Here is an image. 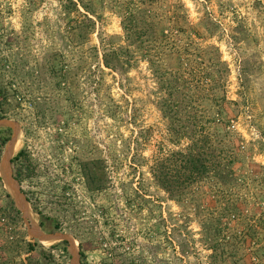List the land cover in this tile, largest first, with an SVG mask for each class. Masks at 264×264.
I'll use <instances>...</instances> for the list:
<instances>
[{
    "label": "rangeland",
    "instance_id": "1",
    "mask_svg": "<svg viewBox=\"0 0 264 264\" xmlns=\"http://www.w3.org/2000/svg\"><path fill=\"white\" fill-rule=\"evenodd\" d=\"M167 1L183 5L192 26L202 30L206 17L218 26L215 37L198 42L219 48L229 69L225 94L238 104L234 126L252 149L254 162L264 166V0ZM60 4L0 0V59L23 60L21 75L5 82H11L18 106L8 116L19 132L11 159L24 152L34 169L19 184L29 216L44 232L58 224V231L75 242L80 264H115L121 255L138 264H206L209 252L200 243L198 221L170 200L150 174L159 152L174 147L167 140L166 121L157 107L160 94L148 66L140 62L120 75L87 53V63L75 67L74 107L54 94L42 65L53 50L67 55ZM100 14L85 49L122 34L115 14L108 9ZM30 70L33 79L24 75ZM1 130L7 142L0 147V160L12 136L8 128ZM22 162H14L11 170ZM88 172L96 174L100 189L88 184ZM0 179L2 206L9 190ZM15 229L0 224L1 264L9 259L21 264L5 247V239H16ZM17 231L24 232L26 241L38 242L23 221Z\"/></svg>",
    "mask_w": 264,
    "mask_h": 264
},
{
    "label": "trees",
    "instance_id": "2",
    "mask_svg": "<svg viewBox=\"0 0 264 264\" xmlns=\"http://www.w3.org/2000/svg\"><path fill=\"white\" fill-rule=\"evenodd\" d=\"M60 6L67 55L53 50L42 65L54 94L74 107L75 67L87 63L84 54H94L104 68L120 75L144 62L156 81L157 107L174 147L159 152L149 168L156 186L198 221L200 243L209 252L206 264H264V166L254 162L252 149L234 126L238 104L225 94L229 69L219 48L198 42L215 37L218 26L207 17L202 30L190 25L183 5L167 0H61ZM106 9L120 20L121 36L85 49ZM18 60L0 59V119L18 107L11 82H5L21 75L23 60ZM24 75L33 79L35 71ZM6 142L0 138V147ZM21 159L22 166L12 170L19 184L34 171L24 152L10 163ZM86 178L96 189L102 187L95 173ZM4 198L0 224L12 231L22 224L21 213L7 192ZM16 229V239H5V247L21 264H69L66 242L45 248L26 241ZM58 230L54 225L52 231ZM115 264L138 263L121 255Z\"/></svg>",
    "mask_w": 264,
    "mask_h": 264
},
{
    "label": "water",
    "instance_id": "3",
    "mask_svg": "<svg viewBox=\"0 0 264 264\" xmlns=\"http://www.w3.org/2000/svg\"><path fill=\"white\" fill-rule=\"evenodd\" d=\"M1 128L10 129L12 131V136L8 141L5 152L0 160V175L3 182L8 187L9 195L11 196L15 207L21 213V219L26 226L28 235L41 244L66 242L67 251L70 257L69 264H80L79 252L76 249L75 242L70 238V236L61 231L44 232L39 223L33 221L29 216L27 201L20 191L19 183L13 178L10 163L12 158L11 148L14 146L19 133L18 126L16 122L11 120L0 119V129Z\"/></svg>",
    "mask_w": 264,
    "mask_h": 264
},
{
    "label": "bare ground",
    "instance_id": "4",
    "mask_svg": "<svg viewBox=\"0 0 264 264\" xmlns=\"http://www.w3.org/2000/svg\"><path fill=\"white\" fill-rule=\"evenodd\" d=\"M46 244H48V243H46Z\"/></svg>",
    "mask_w": 264,
    "mask_h": 264
}]
</instances>
